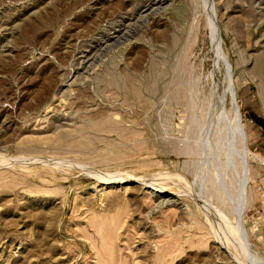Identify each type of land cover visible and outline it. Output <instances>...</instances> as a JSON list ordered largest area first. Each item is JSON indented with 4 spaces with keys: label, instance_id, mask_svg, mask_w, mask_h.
Listing matches in <instances>:
<instances>
[{
    "label": "rangeland",
    "instance_id": "374dc122",
    "mask_svg": "<svg viewBox=\"0 0 264 264\" xmlns=\"http://www.w3.org/2000/svg\"><path fill=\"white\" fill-rule=\"evenodd\" d=\"M0 264H264V0H0Z\"/></svg>",
    "mask_w": 264,
    "mask_h": 264
},
{
    "label": "bare ground",
    "instance_id": "6f19581e",
    "mask_svg": "<svg viewBox=\"0 0 264 264\" xmlns=\"http://www.w3.org/2000/svg\"><path fill=\"white\" fill-rule=\"evenodd\" d=\"M213 14H214V13H213ZM213 14H212V16H209V18H207V19H209V21H207V22H209L208 24L211 25V27H214V26H215V25H214V24H215V23H214V18H215V17L213 16ZM213 17H214V18H213ZM208 24H207V26H208ZM211 27H210V28H211ZM214 28H215V27H214ZM211 30H212V29H211ZM212 31H213V30H212ZM214 32H215V31H214ZM214 32H213V33H214ZM215 34H216V36H218L217 33H215ZM229 73H230V72H229ZM59 103H60V102H59ZM47 106H48V105H47ZM230 120H233V119H230ZM240 121H241V120L239 119V123H238V125H237L238 128H237V129L235 128V129H236V131H235V132H236V133H235V136H234V134H233L234 131L232 130V134H233L232 137L234 136V140H235L234 142H235V145H236V146H239V145H237V138H236V136H238V134L241 133V127H242V125L240 124ZM233 122H234V121H233ZM228 123H229V121H228ZM231 123H232V122H231ZM222 126H223V125H222ZM227 126H228V128H229V127L231 126L230 123L227 124V125L224 127V130H226ZM233 126L236 127L235 125H233ZM210 128H211V127H210ZM209 130H210V129H209ZM217 130H218V129H217ZM219 130H220V129H219ZM221 130H222V129H221ZM224 130H223V131H224ZM230 130H231V129H230ZM218 132H219V131H218ZM227 133H228V132H227ZM219 134H220V133H219ZM225 134H226V132H225ZM226 136H227V135H226ZM226 136H225V138H226ZM211 137H212V136H211ZM218 138H219V136H218L217 138H215V139H218ZM211 141H212V140H211ZM212 143H213V142H212ZM228 145H229V144H228ZM230 145H231V144H230ZM235 145H234V146H235ZM212 146H213V144H212ZM215 147H216V146H215ZM207 148H208V147H207ZM227 148H228V147H227ZM210 149H211V148H210ZM228 149H230V147H229ZM228 149H227V150H228ZM208 150H209V149H208ZM225 151H226V150H225ZM223 152H224V151H223ZM227 161H228V160H227ZM222 162H223V160H222ZM227 167H228V165H227ZM214 169H215V168H214ZM220 169L222 170V167H221ZM215 170H216V169H215ZM213 171H214V170H213ZM220 172L222 173L223 170L220 171ZM224 172H225V171H224ZM224 172H223V173H224ZM214 173L216 174V171H215ZM216 175H217V174H216ZM213 176L215 177V175H213ZM218 176H219L220 178L223 177V175H220V174H219ZM224 176H225V173H224ZM166 178H167V177H166ZM207 178H208V181L210 182V184H213V183H214V182L212 183V174H211V173L208 172V177H207ZM163 179H164V178H163ZM164 180H165V179H164ZM175 180H176V179H175ZM213 180H214V179H213ZM222 180H223V179H222ZM222 180H221V183H223ZM177 182H178V181H177ZM163 183H164V182H163ZM224 183H225V182H224ZM229 183H230V182H229ZM173 184H174V183H173ZM232 184H233V183H232ZM232 184L230 183V186H231ZM161 186H162V185H161ZM165 186H166V185H165ZM180 186H181V185H180ZM211 186H212V185H211ZM226 186H227V185H226ZM230 186H229V187H230ZM159 187H160V186H159ZM231 187H232V186H231ZM160 188H161L160 191H162L163 188H164V186H163V187H160ZM217 188H219V185L217 186ZM225 188H226V187H225ZM164 189H165V188H164ZM219 191H220V190H219ZM227 191H228V190H227ZM102 192H103V190H102ZM231 192H232V191H231ZM235 192H236V191H235ZM226 193H227V192H226ZM103 195H104V194H103ZM106 195H107V194H106ZM115 195H117V194H115ZM228 195H229V194H228ZM205 198H206V197H205ZM111 199H112V198H111ZM111 199H110V198H109V199H106V201H107V200H109V201H108L107 203H106V202L103 203V206H104V204H105V205H106V204H109L110 206L113 205V204H115V203H113V201H112ZM117 200H118V199H117ZM117 200H116V201H117ZM102 201H103V200H101L100 203H102ZM116 201H114V202H116ZM197 202H198V201H197ZM197 202H196V203H197ZM112 203H113V204H112ZM116 203H118V201H117ZM159 203H160V205H161V203H164V198H163V200H161ZM165 203H168V200H166ZM198 203H199V202H198ZM109 205H106L105 207H107V206H109ZM117 205H118V204H117ZM202 208H203V207H202ZM205 208H206V207H205ZM100 209H101V206H100ZM108 209H109V208H108ZM203 209H204V208H203ZM106 210H107V209H106ZM110 210H111V209H110ZM171 214H172V213H171ZM205 214H206V216H209L208 213H207V211H205ZM103 218H104V217H103ZM106 221H107V220H106ZM191 221H192V220H191ZM189 222H190V221H189ZM95 223H96V222H95ZM190 223H191V222H190ZM114 224H115V223H114ZM191 224H192V223H191ZM211 224H212V223H211ZM104 225H105V224H104ZM209 225H210V224H209ZM212 229H213V228H212Z\"/></svg>",
    "mask_w": 264,
    "mask_h": 264
}]
</instances>
